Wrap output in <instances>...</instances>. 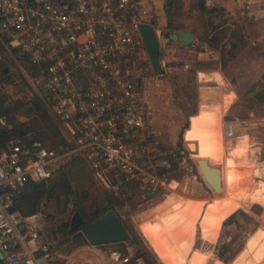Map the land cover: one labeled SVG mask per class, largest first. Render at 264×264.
<instances>
[{"label": "rangeland", "instance_id": "1", "mask_svg": "<svg viewBox=\"0 0 264 264\" xmlns=\"http://www.w3.org/2000/svg\"><path fill=\"white\" fill-rule=\"evenodd\" d=\"M186 1L185 7L189 9V0ZM242 3L243 6L236 8L227 1L229 5L221 12L209 15L195 12L193 16L179 17L190 30L194 29L193 25L200 29L190 46L171 42L160 15L152 11V23L164 33L160 38L159 73L148 83L147 98L158 131L159 148L172 162L169 176L177 182L196 186L194 189H198L197 185L202 188L204 181L196 161L199 158L206 159L210 169L222 173L221 192L215 193L224 199L214 197V205L206 212V219L202 225L197 223L199 228L194 241L198 210L193 208L191 216L187 215L186 208L173 212L182 200H177L179 196L174 195L175 192L162 190L147 194L136 186H128L114 193L99 187L87 168L81 166L77 169L84 172V181L80 176L75 180L78 172L74 173L71 181L75 193L70 201L67 202L66 197L61 201H43L37 218L42 239L54 245L55 264H115L111 258L114 249L132 257L136 254L137 245L130 239L102 245L78 242L79 235H85L84 229L71 230V221L76 212V195L84 187L98 194H93L96 200L91 204V211L97 208L114 210L132 239L144 242L153 253L141 229L146 234L147 224L163 226V220L172 216L170 230L162 227L163 235L175 248L170 264H185L193 242L199 254L193 253L187 264H223L221 260L237 252L231 264H264V2L257 4L256 12L249 19L244 18L243 13L251 10L245 1L239 4ZM161 19L163 21V17ZM201 71L207 74V79L200 78ZM38 87L29 65L21 62L14 50L3 45L0 48V99L8 98L4 106L11 107L17 100L25 101L27 106L34 100L42 104L41 109H35L31 115L23 107L9 116L16 124L32 121L37 131L52 126L58 127L61 133L60 123L45 105ZM215 104H219L222 115L217 124L212 123L208 113ZM198 120L202 123L196 125ZM225 122L227 126L235 124V137H226ZM197 140L209 142V147L199 146ZM70 168L67 166L64 170L69 172V178L72 176ZM174 203L175 206L166 209ZM165 211L168 213L163 216ZM154 215L162 216V221L148 223ZM179 216H188V231L183 239L175 230L176 225L184 227L175 223ZM169 232L180 240L178 245L170 240ZM163 255L167 256L168 252Z\"/></svg>", "mask_w": 264, "mask_h": 264}, {"label": "built area", "instance_id": "2", "mask_svg": "<svg viewBox=\"0 0 264 264\" xmlns=\"http://www.w3.org/2000/svg\"><path fill=\"white\" fill-rule=\"evenodd\" d=\"M147 15L138 0H0V42L28 57L63 140L50 146L31 133L0 137L1 264H55L40 212L23 215L16 203L30 182L48 181L74 160L114 193L176 187L151 123L147 85L157 73L141 32ZM12 127L0 114V134ZM111 258L147 264L118 249Z\"/></svg>", "mask_w": 264, "mask_h": 264}, {"label": "trees", "instance_id": "3", "mask_svg": "<svg viewBox=\"0 0 264 264\" xmlns=\"http://www.w3.org/2000/svg\"><path fill=\"white\" fill-rule=\"evenodd\" d=\"M195 12H198V14L200 15L208 13L209 8L207 7L206 2L203 0H192L189 9H186L185 0H168L165 4V13L168 19L167 28L169 30H177L180 28H185L186 24L178 20V18L185 16L189 17L190 15L193 16ZM193 28L194 29H191L192 32L197 35L200 29L195 25H193ZM14 51L17 53L21 62L29 65L30 69L34 68L26 55L20 54V52H18L17 50ZM7 99H8L7 97L5 99H0V114L5 115L10 119L13 124V127L9 130L3 131L0 134L1 141H6L8 138H10L13 135L24 136L26 134L31 133L32 135H34L37 141H40L43 144L56 146L63 143V140L60 137V132L58 131L59 130L58 127L55 128L52 126H48L47 129H45V131L39 129H38L39 131H37V128L35 127V124L32 121H23L17 124L14 123L13 117L11 118V116L9 115L12 112H16L23 107L26 108L27 105L25 101L17 100L13 106L6 107L4 105L7 102ZM68 166H71L70 175L72 176L70 178L68 177L69 172L68 173L64 172V170H66L67 167L66 166L64 169L59 171L54 177H52L48 181L30 182L17 200L16 203L17 209L23 215L31 216L40 212L41 205L45 200L50 201L56 199L58 201H61L63 197L64 198L66 197L67 202L70 201V197H73L75 193L74 185L72 184L71 178L74 176V173L78 172V174H76L75 180L78 181V177L80 176V178H82L84 181L85 174L83 175L84 172H79L77 169L78 167L84 166L83 163L79 160H74ZM85 184L86 183H84L82 187H84ZM93 194L94 196L95 194L96 196H98V194L92 192L89 187H84L76 195L77 199L75 203L76 206L75 211H79L84 219V224L81 226V228H83L84 230L89 225L97 221L104 214L109 212L111 209V208H106L102 210L97 208L95 211H91L90 210L91 204L96 200V197H94ZM255 207H257V205L252 207V209H255ZM112 211L114 212V210ZM234 215L235 213L232 214L231 216ZM171 217L172 216H170V218L168 219L165 218L163 220V224H162L163 226L159 224H147L146 226L147 237L150 239L154 248L160 252L159 254L161 255V258L165 261L166 264H170V261L173 260L175 256V248H173V246L170 244L168 238H166V235H163V228H162L165 226L167 230H170L169 219H172ZM120 219L122 220V218ZM124 226L126 227L125 224ZM67 227H68V223L64 225V231H66ZM129 239L132 244L137 245L136 254L133 257V259L142 257L147 264H159V261L155 259V255H154L155 253H153V251L144 242L138 239H132L130 233H129ZM78 242L85 243L88 242V239L84 234H81L79 235ZM163 252H168V255L164 257ZM238 253L239 252L235 253L234 255H227L224 258L225 264H229L232 260H234L235 257L238 255Z\"/></svg>", "mask_w": 264, "mask_h": 264}, {"label": "crops", "instance_id": "4", "mask_svg": "<svg viewBox=\"0 0 264 264\" xmlns=\"http://www.w3.org/2000/svg\"><path fill=\"white\" fill-rule=\"evenodd\" d=\"M138 1H140V3L142 5H144L146 7V9L148 10V15H147V22L148 23L154 25V23H152V20H153V17H154L152 11L154 10L158 15H160V18H159L160 22L162 24H165V27H166L167 31H169V32H167V36L168 37H169L170 33L176 31V30H169L167 28L168 19H167L166 13H165V4H166V2L168 0H138ZM191 1L192 0L188 1L189 7H190V4H191ZM203 1L206 2L207 7L209 8V12L206 13L207 15L223 11V9L226 6L229 5V4H227V1L230 2L231 6H232V4H235L236 8H239L240 5H242V6L244 5V3L239 4L240 2H242V0H203ZM244 1H245V3L248 4L247 7L249 8V11L251 10L250 12L247 11V12L243 13V15H244L243 17L246 18V19H249V16L252 13L256 12V10H254V9L258 6L257 5L258 3L264 2V0H243V2ZM185 2H186L185 5H187V1L186 0H185ZM162 17H163V21L161 19ZM185 29L190 30L187 27H185ZM190 31H192V30H190ZM194 36H195V40H194V42H195L196 41V35L194 34ZM171 42H180L181 43L180 40H178V41L171 40ZM3 45H5V44L0 42V48ZM204 61H208V60H204ZM147 90H148V88H147ZM223 121H224V119H223ZM151 123L153 124V127L155 129V134H156V139H157V132L158 131L155 128V123L153 122L152 115H151ZM225 123H226V125H225V135H226V137H231L230 135H228V133H226V132H228V130H227V122H225ZM189 126H188V128H189ZM157 141H158V139H157ZM158 147H159V144H158ZM200 174H201V172H200ZM201 176H202L203 181H204V183H202V188H201V186L197 185L198 189H194L196 186L193 187V186L189 185V183H187V182L179 181V182H177L176 187H174L171 190L172 192H175L174 195H176V196L178 195L179 196L178 197L179 199H177V200L182 199L181 202H179L180 206L178 207V209H176L173 212H176L177 210H181L183 208H186L187 215H190L193 208H196L198 210V216H197V220L195 222V226H194V230H193V233H194L193 241H194L195 236L197 234L196 231L199 228V227H197V223H201V225H202V222L204 221V219H206V216H205L206 212L210 209L211 206L214 205V203H212V201L215 199L214 197L216 196L217 199H224V198H222L223 197L222 195H216L214 189L207 183V181L205 180V178L203 177L202 174H201ZM179 193H180V195H179ZM204 193H206V194H204ZM219 197H221V198H219ZM175 204L176 203L172 204L171 206H167L166 209H168V207L172 208L173 206H175ZM167 213L168 212H166V211L162 212V215L165 216ZM187 217L186 216H184V217L183 216H179L176 219V221H175V223L179 222V223H181V225H184V227L181 226L182 228L177 227V225H176V229H175L180 234L179 238H181V239H183V237L185 236V233L188 231V228H187L188 219H187ZM162 219H163L162 216L161 217H159V216L155 217V215H154V216H152L151 220H148V221H150L148 223H153L156 220L162 221ZM224 219L227 220L226 217ZM141 230L143 232V235L145 236V240H147L149 242V244L151 245L152 249L154 250V252L156 254V257L161 261L162 264H166L165 261L160 257L159 253L155 250L154 246L152 245L151 241L149 240V238L144 233L143 229H141ZM168 237L170 238L171 241L174 242V244H176V245L179 244L180 240L178 238H176V237H173L172 233L169 232ZM193 244H194V242L192 243L191 252L186 256L185 264H187L188 260L191 262V258L193 256V253H198L199 254V252L197 250H194ZM221 261H222L223 264H225V262L223 260H221ZM231 263L232 262H230L229 264H231ZM0 264H1V262H0Z\"/></svg>", "mask_w": 264, "mask_h": 264}, {"label": "water", "instance_id": "5", "mask_svg": "<svg viewBox=\"0 0 264 264\" xmlns=\"http://www.w3.org/2000/svg\"><path fill=\"white\" fill-rule=\"evenodd\" d=\"M163 31V29H157L152 24L143 23L141 25L143 41L147 48L155 73L159 72L160 67V38L164 33ZM169 38L174 41L180 40L181 43L185 46H190L195 40L194 33L185 28H180L175 32L170 33ZM7 70L8 69H5V71ZM41 107L42 104L40 103V101L34 100L32 105L26 107V112L28 115H31L35 109H41ZM196 161L198 168H200L202 175L206 177L207 182L209 181V176H211V179L213 180H216L218 176L220 177V174H218V169L212 170L207 167L206 159L199 158L196 159ZM83 224L84 219L81 213L79 211H76L72 217L71 230H75L81 227ZM84 233L88 241L93 245L118 243L127 241L129 239V233L126 227L124 226L120 217H118L113 211L107 212L97 221L89 225L84 230ZM1 259L2 257L0 255V260Z\"/></svg>", "mask_w": 264, "mask_h": 264}, {"label": "bare ground", "instance_id": "6", "mask_svg": "<svg viewBox=\"0 0 264 264\" xmlns=\"http://www.w3.org/2000/svg\"><path fill=\"white\" fill-rule=\"evenodd\" d=\"M207 77V74L205 73V72H203V71H201L200 72V78L203 80L204 78H206ZM207 79V78H206ZM220 81H222V79L221 78H218ZM218 105L219 104H215V105H213V106H211L210 107V109H209V116H210V118H212V123L213 124H217L218 123V120H222V115H221V110L218 108ZM196 119V118H195ZM199 123H202V120H198V121H196V125H198ZM230 123V122H229ZM229 125H231L232 126V128H231V131H232V135L231 134H228V135H230L231 137L230 138H232V137H235L236 136V126H235V124H229ZM227 130H228V132L227 133H229V131H230V128L227 126ZM197 142H198V144H199V146H203V147H209V142H206V143H204L203 141H200V140H197ZM207 161V160H206ZM207 163V162H206ZM201 171V170H200ZM202 173V172H201ZM208 176V175H207ZM204 177V176H203ZM221 177H222V173H220V177L219 178H217L216 180H213V179H211L212 177L211 176H209V181L207 182L213 189H214V191L216 192V193H220L221 192V186H222V182H221ZM205 178V180H206V177H204ZM208 178V177H207ZM210 180H211V182H213V183H211L210 182ZM220 180V181H219ZM207 181V180H206ZM215 184V185H214Z\"/></svg>", "mask_w": 264, "mask_h": 264}]
</instances>
